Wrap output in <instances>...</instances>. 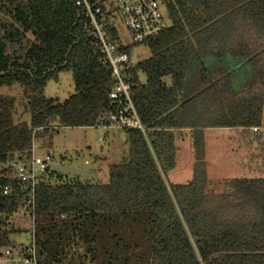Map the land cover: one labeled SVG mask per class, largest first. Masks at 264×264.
Masks as SVG:
<instances>
[{"label": "trees", "instance_id": "16d2710c", "mask_svg": "<svg viewBox=\"0 0 264 264\" xmlns=\"http://www.w3.org/2000/svg\"><path fill=\"white\" fill-rule=\"evenodd\" d=\"M163 3L170 26L145 42L151 56L130 71L145 132L124 130L128 158L110 166L107 184L49 169L32 206L6 166L30 158L34 141L49 139L55 126H97L116 106L112 75L75 0H0L10 18L0 22V86L19 84L31 114L29 124L16 119V99L0 94V249L16 244L13 234L34 231L38 264H264V178L212 191L204 143L206 128L264 133V0ZM221 61V75L248 77L229 94L208 81ZM63 70L75 93L60 102L44 88ZM185 129L194 134V176L170 185ZM21 211L26 220L16 224Z\"/></svg>", "mask_w": 264, "mask_h": 264}, {"label": "rangeland", "instance_id": "374dc122", "mask_svg": "<svg viewBox=\"0 0 264 264\" xmlns=\"http://www.w3.org/2000/svg\"><path fill=\"white\" fill-rule=\"evenodd\" d=\"M116 18L115 27L120 42L128 47L132 64L136 65L150 57L149 45L134 43L120 16L117 17L116 15ZM8 20H10L9 15L0 10V22L5 23ZM2 34H4V30L0 28V36ZM28 37L31 35L28 34ZM225 66L223 61L216 63L212 69L213 76L208 81L215 79L223 88V93L229 94L228 87L234 83L240 84L248 77H245V72L240 73L239 70L235 74L221 75ZM140 80L145 82V75L142 73ZM74 93L75 82L72 72L68 70L61 71L56 79L48 80L44 88L46 97L56 98L60 102H64ZM0 94L9 95L16 99L15 118L29 124L31 114L24 108L23 88L19 84L11 87L0 86ZM198 108L202 112L203 107ZM203 112L208 118L213 117L211 109L206 107ZM55 127L57 130L52 132L49 139L39 138L34 141V154L45 157L47 153H54V162L56 163L90 169L92 171L91 176L89 178L82 177L81 180L107 184L110 180V166L122 163L128 158L127 136L124 130L110 129L104 131L96 126L62 127L58 125ZM193 135L191 129H185L175 140L176 164L173 169L166 173L167 182L170 185L187 184L193 179L196 161ZM204 143L207 176L212 191L216 193L225 192V182L228 180L264 178V133L258 138L251 133L249 136H245L241 128H206L204 130ZM46 175L49 177V171ZM23 217L24 211H21L13 217L14 222L16 224L24 223L26 218L23 219ZM11 238L17 245L25 247L31 242V233L13 234ZM19 256L22 257L20 254H15V257ZM0 264L18 263L15 260L12 262L0 261Z\"/></svg>", "mask_w": 264, "mask_h": 264}, {"label": "built area", "instance_id": "2783aa9c", "mask_svg": "<svg viewBox=\"0 0 264 264\" xmlns=\"http://www.w3.org/2000/svg\"><path fill=\"white\" fill-rule=\"evenodd\" d=\"M75 4L82 10L87 20L85 27L95 40L101 60L109 67L112 75L113 84L109 98L116 106L99 121L96 127L104 131L139 129L145 132L132 100L134 84L131 81L130 71L134 64L131 62L130 54L123 51L128 47L121 44L115 21L116 15L117 17L119 15L134 43H145L158 37L170 26L163 0H75ZM256 130L258 128H253V131ZM34 150L35 144L30 158L18 160L12 166H7L12 172V177L21 183L23 191L30 197L28 202L32 206L35 202L36 187L47 176L55 155L47 153L45 157L35 156ZM3 190L6 194L11 192L9 186H5ZM16 253L22 257H15ZM15 260L18 264H38L34 231L27 246L14 245L0 249V261Z\"/></svg>", "mask_w": 264, "mask_h": 264}, {"label": "water", "instance_id": "95a60500", "mask_svg": "<svg viewBox=\"0 0 264 264\" xmlns=\"http://www.w3.org/2000/svg\"><path fill=\"white\" fill-rule=\"evenodd\" d=\"M49 169L51 171L84 177V178H89L92 174V171L88 168L72 166V165L56 163V162H52L49 166Z\"/></svg>", "mask_w": 264, "mask_h": 264}]
</instances>
